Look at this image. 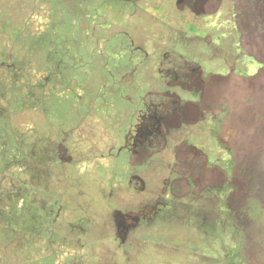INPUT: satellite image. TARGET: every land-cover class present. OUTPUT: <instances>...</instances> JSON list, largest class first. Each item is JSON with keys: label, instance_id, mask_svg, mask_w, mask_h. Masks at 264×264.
Masks as SVG:
<instances>
[{"label": "rangeland", "instance_id": "1", "mask_svg": "<svg viewBox=\"0 0 264 264\" xmlns=\"http://www.w3.org/2000/svg\"><path fill=\"white\" fill-rule=\"evenodd\" d=\"M191 2L0 0V61L15 49L26 60L28 45L29 59L44 46L58 44L57 57L65 50L64 79L36 76L45 92L36 94L37 112L0 115L10 119L0 125V264H198V255L176 253L172 238H207L199 228L209 227L200 220L207 212V221L234 231L210 197L220 195L224 172L179 144L198 108L224 120L219 138L246 158L235 159L228 196L261 191L264 208V0ZM205 12L195 31L216 39L208 55L186 27L192 13ZM213 50L220 52L212 60ZM11 71L0 64V92L20 93L28 70L17 78ZM190 84H199V96ZM11 123L15 135L32 124L34 159H11L18 152ZM177 130L183 135L175 138ZM262 214L251 216L264 231ZM222 231L225 252L235 238ZM254 238L263 244L248 243L246 259L264 264V234Z\"/></svg>", "mask_w": 264, "mask_h": 264}, {"label": "flooded vegetation", "instance_id": "2", "mask_svg": "<svg viewBox=\"0 0 264 264\" xmlns=\"http://www.w3.org/2000/svg\"><path fill=\"white\" fill-rule=\"evenodd\" d=\"M191 2V0H189ZM194 1L191 2L192 5H194ZM133 6L135 7V3L133 2ZM136 8V7H135ZM193 14V13H192ZM191 14L192 21L186 24L188 33L191 35V39H194L195 37L198 39H201L202 42L205 43L207 46L206 54L208 55L210 52V41H212L214 44L216 39H212L209 37V33H202L201 35L197 34L195 29L197 28L196 22L197 21H202V23H205V18L208 16L207 12L197 14L196 16H193ZM196 17V19H195ZM199 17V18H197ZM160 21V20H157ZM205 25H203L204 28ZM210 28V27H209ZM195 31V33H194ZM209 31V29L206 30V32ZM15 34H14V39L17 38V35H19V28L15 29ZM140 36V35H139ZM26 38H29L31 40V35L28 33ZM170 38V35H169ZM174 38V36L172 37ZM186 38V37H185ZM184 38V39H185ZM157 39H166L162 37H159V34L157 35ZM181 40V39H180ZM192 43V42H191ZM58 44L55 45H49L47 48H45L43 51H36L32 55V57L29 59V47H32V45H28V49H26L27 53V59L22 60L21 57H18V50L15 49L11 54H7L8 60H1L0 64L4 67V69L10 68L14 74L15 78H17V75L19 72L23 71V69L28 70V75H27V80L24 81L20 85V93H13L12 91H8L5 93L4 91L0 92V110H6V113H0V115H5V116H14V115H21V114H26L32 111L33 113L37 112V105L34 103L38 102V98L36 94H42L44 95L45 92L41 91L39 85L40 83V78H37L36 76L41 74L42 79H52L56 81H60L61 79L65 78L64 71L62 70L61 63H63V59L61 57L64 55L65 50L62 49L61 47V53L59 57H57V52L55 50V47ZM157 45H160L158 42H156V47H159ZM218 45H215V48H217ZM19 49V48H18ZM139 50H142L141 47L138 48ZM158 51L162 52V49H157ZM215 50V49H214ZM212 51L211 52V59L213 60V53L220 52L218 51ZM157 51H155L156 53ZM174 52L173 49L167 50L164 53H172ZM44 54V55H43ZM176 54V52H175ZM43 55V56H42ZM40 56V58H39ZM218 56V53L215 55ZM193 65L190 66L188 71L190 73H193L196 69L197 66L194 67V63L192 62ZM239 60L236 59L234 61V64H238ZM208 65V62H207ZM211 65V64H210ZM209 67H207L208 69ZM211 74V76L215 75H220L217 72H207V74ZM235 75H238L236 72H234ZM178 77V76H177ZM35 79V81H34ZM184 82V80H181ZM29 84L27 88L34 89V92L32 91H27L26 88L23 86L25 84ZM191 83V82H190ZM170 88L167 85V89L169 88V94L171 95L174 93L172 90L174 83H169ZM193 85L190 84V87ZM192 89L197 92V95L201 93V87L199 84H195V87H192ZM10 106H12V109L10 110ZM197 112V119L194 121H191V124H188L184 127H182V130H184V135L187 138H181L179 141V144L185 145L187 151L189 152V155L193 154V151L196 152V155L199 157L203 156L204 159H208L207 165L210 168H218L221 170V172H224L225 177H226V183L230 182V179L234 174H232V168L234 165H236L237 161L235 159H246L245 156H243V152L241 150H237L238 148L234 144L233 140H230L229 138L227 140H222L219 138V133L222 130L224 120L222 118H218L214 112H209L207 114V118L205 117V112L201 108H198L195 110ZM224 109L220 113H222ZM226 111V110H225ZM46 115V114H44ZM6 118V117H5ZM3 120L0 117V125ZM10 121V119H9ZM8 121V122H9ZM12 121V118H11ZM4 122V121H3ZM7 122V123H8ZM6 123V122H4ZM6 123V124H7ZM30 126L27 128L24 133L19 135H15L13 130L11 129V126L13 127V123L10 125L11 133L15 136L16 142H17V150L18 152L14 155L11 156V159H34V153L32 152L31 149H28L30 146H33L35 144L36 147H39V140H28L27 138L30 137V132L33 133V126L32 124H29ZM1 127V126H0ZM175 138H177V135H183L180 130L174 131ZM44 132H42V135ZM172 135V134H171ZM18 138V139H17ZM24 138V139H23ZM176 144L175 146H177ZM31 148V147H30ZM23 152V156L21 158H17V155H21ZM26 156V157H24ZM31 157V158H30ZM36 158V157H35ZM226 183L224 182V185H219V187L215 190L219 189V196L215 199L214 196H210L211 199L214 201V203H222L220 207V211L222 210L227 218L232 221L234 226V231L230 232L227 225H225L224 222L219 223V226L215 225V218L211 216L212 218L210 221H207L205 216H203L202 219H200L205 227V224H209L208 228L203 229L202 227L199 226L200 231L203 232L204 236H207V238L202 237V238H187L183 237L181 234H177L174 238H172V242H170V245L173 247L174 251H185L188 252L189 256L193 255H198L199 258L197 259L198 264H230L232 262L234 263H241V264H260L258 261H252L255 263H248V260L246 259V253L245 249L246 246L249 245L254 246V245H262L263 238H254V235H263V226L261 223L258 221H255L256 217L263 216V210L264 208L260 206V203L257 196H261V191L255 192L254 194L252 193H246L245 195L242 194L239 196V194L233 196H228V192L233 189V186H227ZM231 183V182H230ZM228 189V190H226ZM209 193H213L212 190L207 188ZM194 199V198H192ZM198 201H202V203L207 204L209 201L204 199L203 195H199L198 198H196ZM196 205H194L195 207ZM208 211V210H207ZM205 212V211H204ZM192 216H194L193 211L191 212ZM246 213V214H244ZM248 213V214H247ZM250 214V215H249ZM255 218H252V216ZM198 215V213H197ZM153 217L152 219H154ZM162 219V218H161ZM164 220V219H163ZM166 220V219H165ZM168 221V220H167ZM190 225V224H189ZM198 228V229H199ZM221 228L224 230L226 229L230 234L234 233L233 237L235 238L234 245L231 247V249L221 252L219 243L220 239L225 242V235L224 232L222 231V236L219 235V231ZM153 232H156L155 226L152 227ZM210 237L213 238L212 243H209ZM224 238V239H223ZM138 241H149V239L145 238H140L137 239ZM210 245H209V244ZM257 243V244H255ZM163 245H165L163 241ZM169 244L166 246H170ZM170 246V247H171ZM176 252V253H177ZM263 258V256H261Z\"/></svg>", "mask_w": 264, "mask_h": 264}, {"label": "trees", "instance_id": "3", "mask_svg": "<svg viewBox=\"0 0 264 264\" xmlns=\"http://www.w3.org/2000/svg\"><path fill=\"white\" fill-rule=\"evenodd\" d=\"M135 134H136V132H135Z\"/></svg>", "mask_w": 264, "mask_h": 264}]
</instances>
